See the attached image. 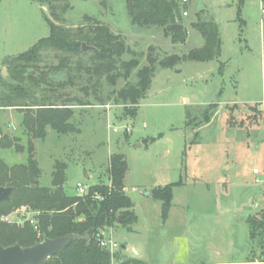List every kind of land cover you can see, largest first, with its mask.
<instances>
[{"label":"rangeland","instance_id":"1","mask_svg":"<svg viewBox=\"0 0 264 264\" xmlns=\"http://www.w3.org/2000/svg\"><path fill=\"white\" fill-rule=\"evenodd\" d=\"M243 4L241 28L239 0H189L185 5L189 15L180 17L187 41L174 44L158 28L134 26L126 0H107L104 6L98 0H70L64 21L56 23L73 32L94 22L108 25L127 41L130 52L124 59H138L139 69L147 64L149 52L161 61L201 48L204 38L192 26L199 16L219 26L222 56L207 63L158 68L136 111L135 106L116 104L112 92L134 84L137 70L115 87L105 82L104 102H99L93 91L86 95L82 90L90 79L85 70L92 67L89 57H70L69 65L61 68L68 55L46 49L38 69H29L37 79L44 73L46 81L40 87L28 81L27 87L38 101L71 104L74 129L59 134L48 128L45 139H38L25 129L22 111L2 109L0 138L7 137L12 147L0 149V159L9 167L26 164L31 142L41 170L40 186L53 188L56 165L64 164L63 189L73 196L78 184L88 189L110 185L111 156L124 155L125 194L135 205L138 222L129 231L117 224L102 232L103 241L118 245L113 253L137 255L121 249L134 244L149 264L260 263L264 234L253 239L249 220L264 219V0H243ZM44 14L51 17L49 6L36 0H0L3 80L9 79L12 59L50 35ZM79 100L88 105L78 106ZM211 104L218 108L207 122L202 110ZM257 104L261 113L250 108ZM177 182L181 184L174 190L165 222L162 203L144 192ZM38 214L21 207L0 216V222L23 226L33 220L35 226ZM105 249L113 255L108 246Z\"/></svg>","mask_w":264,"mask_h":264},{"label":"trees","instance_id":"2","mask_svg":"<svg viewBox=\"0 0 264 264\" xmlns=\"http://www.w3.org/2000/svg\"><path fill=\"white\" fill-rule=\"evenodd\" d=\"M42 6H49L51 17L44 14L49 25L50 35L39 40L28 52L12 59L9 79L3 80L0 73V110L15 108L24 113L23 125L29 134L38 139H45L47 129L51 128L59 134H65L74 129L71 122L73 111L71 104L58 105L47 100L38 101L34 92L27 87V82L40 87L41 81H46L44 73L37 79L35 72L29 69H38L41 62V53L46 49H54L67 54L61 61L60 67H67L70 57L88 56L92 67H86L89 74L88 84L82 90L89 95L92 91L95 99L104 102L103 86L115 87L120 80L130 78L136 71V82L126 84L120 91H113L116 104L135 106L136 111L143 99L150 91V87L157 74L158 68L172 69L181 62L207 63L219 60L222 56V38L219 26L214 21H203L201 16L192 26L204 38L201 48L190 50L184 56L172 55L159 61L151 52L147 54V64L140 69V62L136 58L125 60L124 54L130 52L127 41L121 35L114 34L107 25L98 22L90 23L87 28L80 27L75 32L57 24L64 21L62 17L70 9V0H36ZM102 6L107 0H98ZM182 0H126L131 23L138 28H158L162 30L165 38L171 39L174 44H184L187 34L180 17L183 16L186 6ZM64 3V4H62ZM239 15L241 21V8L243 0H239ZM241 21V28L244 24ZM174 24L182 26L181 35L172 30ZM93 46L95 50L83 52L82 45ZM80 61L79 69L84 68ZM67 65V66H66ZM58 69V68H57ZM28 74V76H26ZM111 97L109 94L108 98ZM69 102V101H67ZM78 106L87 103L79 100ZM250 107L251 110L261 113L259 106ZM218 104H211L202 110L205 120L209 122ZM189 112L187 113V116ZM192 124L187 123V127ZM1 127V126H0ZM12 147L7 137L0 138V149ZM30 156L27 163L9 167L0 159V187H12L14 192L9 202L0 204V216L14 213L21 207H28L38 212L36 218L38 231L29 221L23 226L0 222V245L11 246L19 243L23 247L33 246L45 238L58 239L68 234L85 236L89 232L91 244L87 241H75L59 255L53 256L42 264H145L138 259L121 261L122 254H110L101 246L102 232L112 229L118 223L117 218L122 215V226L128 231L138 222L134 212V204L129 195L125 194L124 181L128 172V162L121 154H113L110 160V185L96 184L90 187L89 194L69 196L65 193L63 185L66 182L64 164L57 163L53 174L52 187H42L39 183L41 170L33 155V145L29 143ZM177 182L160 187L152 191V198L162 203V219L166 222L173 206L174 190L180 186ZM102 196L103 199H96ZM251 236L255 239L260 233L264 234V219L261 221L250 219ZM264 250V239L262 242ZM246 262L245 264H264Z\"/></svg>","mask_w":264,"mask_h":264},{"label":"water","instance_id":"3","mask_svg":"<svg viewBox=\"0 0 264 264\" xmlns=\"http://www.w3.org/2000/svg\"><path fill=\"white\" fill-rule=\"evenodd\" d=\"M172 30H175L177 35H181L182 26L180 24H174ZM82 50L83 52H91L95 48L84 43ZM13 192L14 188L12 187H0V204L9 202ZM144 194L152 197V192H144ZM243 218L247 220L248 216H244ZM117 221L118 224H122V215L117 218ZM75 241H87V245H90L92 240L89 232H87L85 236L68 234L58 239L45 238L42 242H38L29 247H23L19 243L7 247L0 245V264H42L49 258L59 255ZM125 248L126 246H122L121 249L124 250ZM119 253L121 254V251ZM124 260L125 257L122 256L121 261Z\"/></svg>","mask_w":264,"mask_h":264},{"label":"built area","instance_id":"4","mask_svg":"<svg viewBox=\"0 0 264 264\" xmlns=\"http://www.w3.org/2000/svg\"><path fill=\"white\" fill-rule=\"evenodd\" d=\"M189 3V0H182L181 1V4L182 5H186V4H188ZM189 15V13L187 12V11H184V13H183V16L184 17H187ZM115 131H117V129H115ZM256 173H257V171H256ZM89 190L90 189H88L87 187H84V186H82L81 184H78V186H77V193H78V195H80V196H82V197H85V196H87L88 194H89ZM96 199H99V200H102L103 199V197L102 196H96ZM31 223L32 224H35V221H31ZM35 230H37L38 231V228H37V226L35 225ZM101 246L103 247V248H106L107 246L110 248V251L113 253V251H115L116 250V248H118V245L116 244V243H112V242H110V245H108V243L107 242H105V241H101Z\"/></svg>","mask_w":264,"mask_h":264},{"label":"crops","instance_id":"5","mask_svg":"<svg viewBox=\"0 0 264 264\" xmlns=\"http://www.w3.org/2000/svg\"><path fill=\"white\" fill-rule=\"evenodd\" d=\"M263 108H264V105H263ZM126 179V178H125ZM124 186H125V181H124ZM172 209V208H171ZM130 247L128 248V246H126V248L124 249L125 251H131L132 250H135L137 255H129V256H124L126 259H138V260H141L143 261L145 264H149V262L146 260L145 261V255L144 253H142V251H140L139 249H137L134 244H130L129 245ZM122 253V252H121ZM263 257V256H262ZM263 259V258H262Z\"/></svg>","mask_w":264,"mask_h":264}]
</instances>
